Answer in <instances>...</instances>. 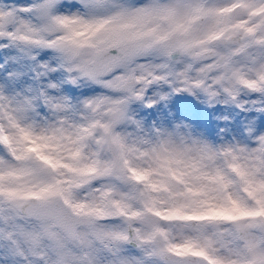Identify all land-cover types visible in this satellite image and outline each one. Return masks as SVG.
Instances as JSON below:
<instances>
[{
    "label": "snow or ice",
    "instance_id": "obj_1",
    "mask_svg": "<svg viewBox=\"0 0 264 264\" xmlns=\"http://www.w3.org/2000/svg\"><path fill=\"white\" fill-rule=\"evenodd\" d=\"M0 264H264V0H0Z\"/></svg>",
    "mask_w": 264,
    "mask_h": 264
}]
</instances>
